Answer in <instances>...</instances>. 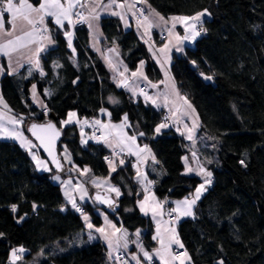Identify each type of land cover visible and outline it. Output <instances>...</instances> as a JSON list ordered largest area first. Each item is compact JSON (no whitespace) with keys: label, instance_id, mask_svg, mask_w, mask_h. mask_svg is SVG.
<instances>
[{"label":"trees","instance_id":"obj_1","mask_svg":"<svg viewBox=\"0 0 264 264\" xmlns=\"http://www.w3.org/2000/svg\"><path fill=\"white\" fill-rule=\"evenodd\" d=\"M145 2L164 17L192 16L205 9L210 14L204 21L205 36L195 46L176 53L171 66L179 91L199 117L193 147L213 176L194 216L179 222L180 239L193 264H264V0ZM102 29L105 44L117 46L131 70L144 62L150 79H162L140 33L126 30L116 17L103 18ZM75 31L76 53L69 49L63 32L52 28L56 45L43 54V75L27 78L23 69L15 75L7 72L2 78L6 107L24 121L26 134L34 139L32 124L55 121L63 130L61 157L66 150L70 161L62 158L59 169L40 172L27 150L15 141L0 140V264H117L100 239L89 240L83 214H65L61 209V184L53 176L73 177L72 168L77 167L91 169L97 178L109 177L122 194L110 198L111 206L100 207L131 235L139 232V241L148 250L158 246L155 225L139 208L145 191L137 178L136 159L121 154L111 171L108 160L114 154L99 139L83 144L79 124L63 127L55 117L65 107L81 120L102 117V109L115 123L127 115L132 133L149 146L160 163L149 171L159 199L173 188L193 182L184 164V157L193 149L191 143L174 126L157 135L156 128L169 123L167 111L118 86L91 49L87 24L76 25ZM55 65H59L57 70ZM32 84H36L46 111L33 101ZM48 90L52 92L49 96ZM230 160L239 162V175L229 170ZM157 169H164L166 176L159 180ZM250 170L253 176H249ZM97 210L95 205L85 213L100 227L103 219ZM21 247L25 251L19 253V261L11 262L13 249Z\"/></svg>","mask_w":264,"mask_h":264},{"label":"crops","instance_id":"obj_2","mask_svg":"<svg viewBox=\"0 0 264 264\" xmlns=\"http://www.w3.org/2000/svg\"><path fill=\"white\" fill-rule=\"evenodd\" d=\"M29 2L32 3L34 6L38 7L41 0H37L36 2H34L33 0H29ZM83 2L87 6L84 8L77 7L76 9L73 10V13H74L72 16L73 23H71V24H69L67 21H65L64 26L60 27V26L55 24L54 18L47 17L45 19V26L48 29L47 35L51 36L54 43L47 44V41H44V44L46 46L44 47L43 51H41L39 53V56H38L39 63H40L39 69H37L35 67V63L33 62L37 58L34 55V53L36 52V49L40 46L39 42L33 43V44L29 45L27 48L20 49L19 52L14 53L12 56V60H11V66H9L8 58L3 56V55H0V123H2L5 127L9 128V130L15 129V130L21 132L24 137H26L29 141L32 142L33 147L31 149V151H29L27 148L22 146V144L20 143L19 140L15 139L13 137H10V136L0 135V140H9V141L17 142L22 148H24L25 150H27L29 152L32 161L34 162V164L36 165L37 169L40 172L51 173L54 171V168L49 163V161L45 158V156L42 155V153L40 152V150L38 148L37 143L35 142V140L26 134V132L24 130V121L21 120L19 117L13 115L11 113V111L9 109H7V107H5L6 104L4 102V98H3V94H2V78L5 74H7V72L11 75H13V74L15 75V74H18L19 72H21V70H23V69H26L27 78H33L37 74L43 75L44 74L43 59H42L43 54L45 52H47L50 48L55 47V45H56L55 35L52 33L53 27L58 28V30L62 31L63 34L65 32H69V31L73 33L72 41H71L72 46L69 47V49L72 52L76 53V49H75V41H76L75 40V37H76L75 32L76 31H75V29H76V25H78L79 22L75 18V12L80 11L85 16H87L89 11L91 10V8L95 7V0H83ZM132 2H133V0H116V4L112 5L110 8H105L103 5L109 4L110 0H102L101 6L96 8L97 13L99 14L98 18L97 19H90V20L86 21V24L89 28V34H90V46H91V49L93 50V52H95L104 61V63L106 64V66L108 67L109 71L112 74L113 81L118 86H123L120 83V81L126 80L127 86H123V87H126L133 94V96L142 98L145 101H148L149 103H151L153 106L158 107V108H164L167 111L168 117L171 118V123L164 122L163 124H167V127L161 128L160 132L157 133V135L162 134V132L165 131L166 128L174 126L176 131L179 134L183 135L185 137V139L191 143V146L193 149L191 150L190 154L185 156V157H187V162H185V159H184V164H185L186 174L193 178L192 184L187 185V186L175 187L168 193V195L164 199H159V197L155 194V191H154L155 181L152 180L150 175H149V171H151L153 169L155 170L156 167L160 164L157 157L154 155V153L151 151V153L155 156V160H153L151 158V156H148L147 160L142 162L141 157L146 156L147 155L146 153H142L141 157H138L134 153H130L127 150V148H125L124 151L120 152V148L118 146L119 141L116 137V133L120 132L121 130L120 129H112V128H109L111 130H106L105 128H103L101 126V125H119L123 122V120L119 123L112 122L109 118V114L105 111V113H103L102 117H97V118H93L90 120L86 119L88 121V123H81L82 121H85V120H81L80 117L78 116V114L75 111L71 110L69 107H65V109L63 111H61L60 113L56 114L55 117L60 119L62 122V121H66L69 119L68 113H70V112L76 113V117L71 122H69L67 124L62 123V125H63V127H66L69 124L76 123V124L80 125L81 131H82V128H85L89 132V134L87 136H85L84 138L81 135V140H82L83 144H86L87 142L92 141L93 139L97 140V138L94 134L95 130L97 129L98 132L100 133L99 140L114 154L113 158L108 160V166L111 169V171H112L113 167L116 168L118 157H120L121 154H127L130 157H134L136 159V168L137 169L139 168V170L142 173L146 174V177H147V179L144 180L143 182H141V179H139L142 186H143V189L145 191V196L143 197V199L141 201L145 200V197L147 196L149 198V200H148L149 204L152 203L153 197L155 198L156 201L163 202L162 211H163L164 215L162 217L161 216L154 217L151 212H148L147 214H145V212L142 211L146 216H148L153 221V223L155 225V229H156L155 237L157 236V220H159L160 221L161 235H163L165 238H167V236L171 234L167 230H169L171 228H175V232L178 235L180 242L182 243L180 236H179L178 224L180 221H182L186 218H192L194 216V212H195L197 203L199 202L201 197L207 192L208 188L212 184L213 176H211V183L205 185L206 190L202 192L200 198L196 201V204L192 206L193 215L192 216L180 215L177 218L178 214L174 213V214H176V219H171V217L168 215V213L171 209H174L177 207L176 202L177 201H183L186 197L191 199L194 196L196 189L201 184H203L205 179H206V177L204 175L200 174V171H199V169L201 167L206 169L205 164L201 160V155L198 152V150L195 147H193L195 145V142L198 139V129L200 126V121H199V117H198L197 112L192 111V109H194L192 104L190 103L192 107L189 108L187 106V104H185L184 100L182 99V97H185V96L182 95L181 92L179 91V89L177 87V83L175 81V78H174L172 72L169 74L167 79H165V80L161 79V80L157 81L156 83H152L150 86H148V84H150V82H149L150 78L148 77L147 73L145 72V69L143 67L144 64L139 63V66L136 69L131 70L129 68V66L126 64L123 56L121 55L120 49L115 45L105 44L106 37H105V34L103 32V29H102V20L105 17H116V18L120 19L122 24H123V27L126 30L134 29L135 31L140 33L143 38H145L147 35H149L150 37H153L154 33L157 34L159 32L164 33V34H166L167 37H169L168 28L171 26V24L169 23L168 25H165V24L161 23L158 20V18L151 15V12L153 9L146 2H139V0H137L136 8L132 9L131 11H128L127 8L121 9L117 6L121 3L127 5V4L132 3ZM14 3H18V0H14ZM3 6H4V0H0V9H3ZM138 6L145 7L146 13L144 15H148L150 21L152 22L153 26L147 32L145 31V27H142L141 25H139L137 23V20L142 19V17L139 16V14H137V15L132 14L133 12L138 13V11H137ZM155 12H157V11H155ZM116 13H122V15H117ZM11 19H12L11 14L5 12L3 15L5 30H8V31L12 30L11 24L9 23V21ZM165 19H167V18L165 17ZM89 23H91V25H92L91 27H89ZM181 26L182 25L177 24L176 28L174 29V33H178L181 37H183L185 35V33H183ZM21 28H23L25 31L29 30V26L26 24V22H24L20 19H17L16 20V31H15L14 35H20L21 34L20 29ZM65 38L68 42V38L66 36H65ZM195 41H196V39L194 40V42ZM183 42L186 44L188 41H183ZM111 49H114V51H110ZM176 53L177 52H174L172 49H171V51H169L167 53V56H168L167 63L169 64L170 67L172 66L173 57ZM180 53H182V52H180ZM29 57H31L32 59L30 60ZM58 68H59V65H55V69L57 70ZM138 69L143 73V76L139 75V73H137L136 76L132 75V73H136ZM121 73H123V76L120 75ZM145 77H146V79H145ZM161 81H165V83H161ZM33 85H35V94H33ZM152 85H157V87H152ZM143 86L147 87L146 92L141 91L142 90L141 88ZM165 86L168 87V89ZM169 90H171V91H169ZM30 92H31V97H32L33 101L36 103V105H38L39 107L46 110V104H45L43 98L41 97V95L39 94V91L37 89L36 84H32ZM51 93L52 92L50 90H48L46 92V95L49 96V95H51ZM144 93H147V95L149 97H152V99L155 100L156 103L154 104V103H152V100L146 99ZM187 101L190 102L188 99H187ZM12 117H15L16 119L21 120L22 122L19 124H10L9 118H12ZM95 120L101 121V125L94 124ZM77 121H81V122H77ZM194 122H195V126H194ZM178 125L180 127L181 126L182 127H189V129H192V132H191L192 139L188 138V136H189L188 131L187 132H183V131L180 132L177 129ZM107 132H110L111 135L107 136V141H106L105 135ZM122 132L126 133L127 136H133L134 135L131 131V127L129 125L128 120H127V126L123 128ZM110 144L112 146H110ZM136 144L139 145L141 148L144 146L143 144H141L139 142L138 136H136ZM64 152L65 151H62L61 159L63 158L64 162L65 161L69 162L70 156H68V154H66L67 156L63 155ZM117 152H119V155L116 154ZM37 159L45 162L46 167L38 166L36 163ZM110 161H111V166L109 163ZM84 169L85 168L81 169L78 167L72 168V173L74 174V176L71 178H74L75 180H78V181L82 180L87 185V187L90 188V190L88 189L89 192L85 196V199L87 200L86 202H88L87 203L88 205L85 206V205L80 204V205H77V207H75V208L74 207H68L69 208L68 211L69 212H77L79 210V208H81V207H85L87 209H90L92 206H95V205L99 208V210H97V213L103 219V224L100 227L94 226V224L92 222V217L89 213H81V214H83V218L85 215L89 218L87 221L85 220L86 226L88 223H91L94 226L92 229H89L87 227L88 232L96 237V239H93V241H97L100 239L107 246L108 254L111 253L110 258L113 261H115L117 264H145L144 262L147 263V261L148 262L156 261V262H159L160 264H164V262L162 260H160V258L155 254V251H154L155 249H158L160 247L159 241L157 239H155V241H157L158 246L151 251L148 250L139 241V237H138L139 235H137V233L131 235V233L127 229H125L121 223L111 219L110 216L100 207L101 206L100 204H103V205H109V204L102 203L100 200L96 199V197L98 195L104 199H110L111 197L114 199H118L122 194L121 191L119 190L120 191L119 196H117L115 192L110 191L111 187L117 188L116 186H113L111 184L110 179H109L110 185L108 184L107 180H105V181H107V184H100L99 187H97L96 185H92L91 182L93 180L100 181V179H102V178L94 177L91 174V169L88 173L82 174ZM188 169H192V171H189ZM156 176L160 180L166 176V171L164 169H162V170L157 169V175ZM55 177H59L60 181H61V179H63V180L65 179L64 182L57 181V183L60 182V184H62V185L67 181L66 179H68V177L64 178L59 173H55V175L53 176V179ZM147 181H152V183L150 185H148ZM146 187H147V190H145ZM84 189H86V188H84ZM100 190L102 191V193H100L101 192ZM93 194H95V195H93ZM62 196H63V193L61 194V198H60V202H61L60 206L64 205V201H65V199L62 198ZM139 208H140V201H139ZM105 217H107V221H108L107 223L105 221ZM165 221H168V223H165ZM111 225H115V227L117 229H121V232L113 234L114 229L111 227ZM96 228H104L105 229L106 234L113 241V247H109L108 242L104 239L103 234L97 233L95 231ZM124 232L127 233L126 237L123 236ZM117 239L120 240L121 246H116L115 242ZM125 240L127 242L126 248L122 246L123 243L125 242ZM133 248H136V249L134 250ZM184 250H185V247L183 249H181L177 245H173L172 249H171L173 254H177L178 252L182 253ZM145 251L149 252L152 255L153 258L151 260H148L147 257L144 256L143 253ZM18 256L20 259L19 253H18ZM19 259H16L14 261L12 253H11V262L16 263L19 261ZM176 264H178V262H176ZM185 264H193L192 259L190 261H186Z\"/></svg>","mask_w":264,"mask_h":264},{"label":"snow or ice","instance_id":"obj_3","mask_svg":"<svg viewBox=\"0 0 264 264\" xmlns=\"http://www.w3.org/2000/svg\"><path fill=\"white\" fill-rule=\"evenodd\" d=\"M139 2H145V0H139ZM102 3V0H95V7H92L91 10L89 11L88 15L85 16L82 12H77L75 13L81 21H87L90 19H97L98 18V13L96 11L97 7H100ZM116 4V0H110V3L107 5H103L105 8H110L112 5ZM137 0H133L132 3H129L127 5L121 3L117 5L121 9L127 8L128 11H131L132 9L136 8ZM87 5L83 2V0H41L39 3L38 7L34 6L32 3L29 2V0H18V3H14V0H4V6L3 9H0V55H3L8 58L9 61V66H11V60L12 56L14 53L19 52L20 49L27 48L29 45L33 43L39 42L40 46L36 49V52L34 55L37 57L33 62L35 63V67L37 69L40 68V63H39V53L43 51L44 47L46 46L44 44V41H47V44H52L54 41L52 40L50 35H47L48 29L45 26V19L47 17H52L54 18V22L56 25L63 27L65 24V21H67L69 24L73 23L72 21V16H73V10L76 9L77 7L84 8ZM10 13L12 19L9 21L11 24V31L5 30L4 28V21H3V15L4 13ZM117 15H122V13H116ZM133 15L139 14V16L142 17V19H138L137 23L141 25L142 27H145V31L147 32L150 30V28L153 26L152 22L149 19L148 15H144V9H139L138 13L133 12ZM151 15L154 17L158 18V20L165 24L168 25L169 23L171 26L168 28L169 32V42L168 44H165L164 47L160 48L159 51L161 53L165 54V59H168L167 53L171 51L170 45L172 44V38L176 40L177 43H181L183 41H194L196 37L200 36L202 32H205L206 29L202 27V17L205 15H210L207 13V9H205L202 12H197L192 16H171L167 19L165 17L161 16L158 12H155V10H152ZM20 19L29 26V30L25 31L23 28L20 29L21 34L20 35H14L16 31V20ZM177 24H180L183 26L185 35L181 37L178 33H174V29L176 28ZM91 23H89V27H91ZM64 35L68 38V45L69 47L72 46L71 41H72V32H65ZM178 51H181L182 49H177ZM110 51H114V49H111ZM31 60L32 58L29 57ZM195 64V61L192 62ZM163 67V65H162ZM137 73L139 75L143 76V73L138 69L136 73H132L133 76H136ZM123 76V73L120 74ZM167 76L168 74L165 73ZM146 79V77H145ZM207 79H211V77H207ZM120 83L123 86H127V81L122 80ZM161 83H165V81H161ZM152 87H157V85H152ZM143 91V90H141ZM33 94H35V85H33ZM146 99L152 100V103H156L155 100L152 99V97H149L147 93H144ZM113 103L116 101L113 100V98H109ZM184 100L185 104L189 108H191L190 102L187 101L186 97H182ZM6 107V105H5ZM106 111L104 109L101 110ZM194 112L195 110L192 109ZM110 115V114H109ZM69 119L66 121H62V123L67 124L71 122L75 117L76 113L70 112L68 113ZM21 120L16 119L15 117L9 118V123L10 124H19L21 123ZM81 122V121H77ZM81 123H88L87 120L82 121ZM94 124L96 125H101V121L95 120ZM105 129H120L121 131L116 133V137L119 141V148L120 152L124 151L125 148L130 153H134L136 156L141 157L142 153H146V156L141 157L142 162L147 160L148 156H151L153 160H155V156L151 153V149H149L148 145H144L142 148L136 144V136H127L126 133H123L122 130L124 127L127 126V115L124 116L123 122L119 125H101ZM195 126V122H194ZM167 127V124H161L156 128V132L159 133L161 128ZM31 132L34 136L37 137V139L40 140L41 144H44V146L48 149L49 155H52L53 157V162L56 164V166L59 168L61 167L59 160L56 159L55 155L52 152V147L51 145L54 144V141L56 138L59 136V131L56 130V127L52 123H47V124H32L31 125ZM189 132V139H192L191 132L192 129H188ZM42 133L47 134V139L45 135H42ZM0 135L2 136H10L13 137L17 140L20 141L22 146L27 148L29 151H31L33 145L32 142L29 141L26 137L23 136V134L15 129L9 130V128L5 127L2 123H0ZM111 135L110 132H107L105 135V140L107 141V136ZM139 135L143 136L144 133H140ZM110 146H112L110 144ZM119 155V152L116 153ZM185 162H187V157L184 158ZM36 163L38 166L41 167H46L45 162L37 159ZM111 166V161L109 162ZM121 164L124 163L123 160L120 161ZM240 163L242 165L245 164L244 160H241ZM246 166V165H245ZM189 171H192V169H188ZM90 171V169L85 168L83 170L82 174H86ZM112 171H115V168H112ZM200 174L204 175L206 177L205 181L203 184H201L197 189L194 194V196L190 199L186 197L183 201H177L176 205L177 207L174 209H171L168 213V215L171 217L173 213H177L178 216L183 215V216H192L193 211H192V206L196 204V201L200 198L201 194L203 191L206 190L205 185L211 183V176L212 173L208 172L204 168L199 169ZM137 178L141 179V182L147 179L146 174L142 173L139 168L137 169ZM59 179V177H57ZM93 184H96L97 187L100 186V183H106V181H101L98 183L96 180L92 181ZM152 181H147V184L150 185ZM77 190H79L82 194L80 195V199L83 200L84 197L87 195V190L83 188L82 185H77ZM147 190V187L146 189ZM110 191H113L116 193L117 196L120 195V191L118 188L111 187ZM70 202L72 203V206L75 208L77 207L76 204V199L71 195V193L67 192L65 193ZM97 200H100L102 203L109 204L111 206L114 202L110 199H104L100 197L99 195L96 197ZM149 198L146 196L145 200L140 201V209L141 211H144L145 214L148 212H151L154 217L156 216H163L164 213L162 211V204L163 202L156 201L155 198H152V203H148ZM16 205L12 206L13 211L16 210ZM35 207V205L33 206ZM84 219L87 221L89 218L85 215ZM106 223L107 217H105ZM165 223H168V221H165ZM87 227L89 229H92L94 226L91 223L87 224ZM111 227L114 229V233L121 232V229H117L115 225H111ZM95 231L97 233H101L104 236V239L108 242L109 247H113V241L109 238V236L106 234L104 228H96ZM171 234L165 238L163 235H161L160 231V221L157 220V236L154 237V239H157L159 241L160 247L158 249H155V254L164 262V264H185L186 261H190L191 257L188 255L187 250L185 249L182 253L178 254H173L171 249L173 245H177L179 248L183 249L184 245L180 242L178 235L175 232V228H171L167 230ZM2 235V234H0ZM137 235H139V232H137ZM123 236L126 237L127 233L124 232ZM89 240L96 239L95 236H93L91 233L88 234ZM116 246H121L120 245V240L117 239L115 242ZM123 247H127V242H125L122 245ZM25 249L22 247L19 249H13L12 251V256L13 260L15 261L16 259H19L18 253L24 252ZM144 256L147 257L148 260H151L153 257L152 255L145 251ZM111 256V253H109ZM135 258V257H134ZM222 264V262H221Z\"/></svg>","mask_w":264,"mask_h":264},{"label":"rangeland","instance_id":"obj_4","mask_svg":"<svg viewBox=\"0 0 264 264\" xmlns=\"http://www.w3.org/2000/svg\"><path fill=\"white\" fill-rule=\"evenodd\" d=\"M141 6H138L137 7V11L139 10V8H140ZM142 8V7H141ZM146 12H144V14H145ZM166 18H169V17H166ZM209 19V15H205L204 17H202V25L205 27V25H204V21L206 22V20H208ZM79 24V23H78ZM181 29H182V31H183V33H185V31H184V28H183V26H181ZM206 29V28H205ZM205 33H206V31L204 32V35H205ZM158 34V38H155V36H156V34L154 33L153 34V37H150L149 35H147L145 38H143V40H144V42L146 43V45H147V48H148V52H149V54H150V56H151V58L153 59V61L154 62H156L157 63V66H158V68H159V70L161 71V74H162V79L163 80H165V79H167L168 78V76H169V74L171 73V67L169 66V64L167 63V60L165 59V54H163V53H161L160 51H159V49L160 48H162V47H164V45L165 44H168V42H169V39H170V37H167L166 36V34H164V33H157ZM204 35H203V32L201 33V35L200 36H198V37H196V42L198 41V39H201V37L203 36L204 37ZM168 38V39H167ZM167 40V41H166ZM166 41V42H165ZM196 42H194V41H188L186 44L184 43V42H181V43H177L176 42V40L174 39V37L172 38V44L170 45V47H171V49L174 51V52H177V53H180V52H184L185 51V49L187 48V47H191V46H195L196 45ZM177 49H182L181 51H178ZM142 64H144V62H141ZM162 65H163V67H162ZM139 66V65H138ZM137 66V67H138ZM144 67V69H145V65L143 66ZM145 72H146V70H145ZM165 73H167L168 75L166 76L165 75ZM149 82H150V84H148V86H150L152 83H156L157 81H155V80H150L149 79ZM166 87V86H165ZM167 89H168V87H166ZM142 89V88H141ZM166 89V90H167ZM143 90V89H142ZM169 91H171V90H169ZM146 92V91H145ZM160 103V102H159ZM46 111V110H45ZM169 123H171V118L170 117H168V120H167ZM177 129L181 132V131H183V132H187L188 131V129H189V127H180L179 125L177 126ZM106 130H111V129H106ZM81 134H82V136H83V138L85 137V136H87L88 134H89V132L85 129V128H82V131H81ZM93 139V138H92ZM65 152H64V154L63 155H66V154H68V156H69V153L66 151V150H64ZM67 156V155H66ZM228 168H229V170L234 174V175H239L240 173H241V167H240V165H239V162L238 161H236V160H230L229 161V163H228ZM249 173H250V175L249 176H253L254 174L251 172V170L250 171H248ZM83 176V175H82ZM62 178V177H61ZM71 181H70V180ZM65 180V179H64ZM64 180L63 179H61V181H60V179H57V177H55L54 178V182H56L57 183V181H60V182H64ZM67 181L62 185L61 184V193H63V196H62V198L63 199H65V201H64V205L61 207V209H62V211L66 214L67 212H68V207H73L72 206V203L70 202V200H69V198H68V196L65 194L66 193V191L67 192H69V193H71V195L73 196V197H75V199H76V204L77 205H85V206H87L88 204V202H86L87 200L85 199V197H84V199L83 200H81L80 199V195L82 194L79 190H77V185H82L83 186V188H86V190H87V193L89 192V190H90V188L89 187H87V185L82 181V180H80V181H78V180H75L74 178H71V177H68V179H66ZM105 180H107L108 181V184H109V177H107V178H102V179H100V181H97L98 183H100L101 181H105ZM107 181H106V183H100V184H107ZM60 182H58V183H60ZM91 184L92 185H96V184H93L92 182H91ZM110 185V184H109ZM85 186V187H84ZM108 186V185H107ZM89 189V190H88ZM93 195H95V194H93ZM175 215V219H176V214H174ZM171 219H174V218H172L171 217ZM178 254V253H177ZM109 258H110V255H109ZM111 259V258H110Z\"/></svg>","mask_w":264,"mask_h":264},{"label":"water","instance_id":"obj_5","mask_svg":"<svg viewBox=\"0 0 264 264\" xmlns=\"http://www.w3.org/2000/svg\"><path fill=\"white\" fill-rule=\"evenodd\" d=\"M47 123H49V122H46V123H35V124H47ZM50 123L54 124L55 127H56V130L59 131V136H58V138L55 139L54 144L51 145V147H52V152H53V154L55 155L56 159L59 160V163H60V165H61V153H60V149H59V148H60V145H61V143H62V141H63V130H62L61 127H59V126L57 125V123H56L55 121H51ZM31 134H32V132H31ZM32 135H33V134H32ZM42 135H45V136H46V139H47V134L42 133ZM33 137H34V139L36 140V142L38 143L39 148H40L42 154H43V155L45 156V158L49 161V163L53 166V168H54V169H59L60 167L58 168V167L56 166V164L53 162V157H52V155H49V151H48V149L44 146V144H41L40 140L37 139L36 136L33 135Z\"/></svg>","mask_w":264,"mask_h":264},{"label":"built area","instance_id":"obj_6","mask_svg":"<svg viewBox=\"0 0 264 264\" xmlns=\"http://www.w3.org/2000/svg\"><path fill=\"white\" fill-rule=\"evenodd\" d=\"M139 9H141V7H140ZM142 9H143V8H142ZM78 12H80V11H78ZM144 12H145V10H144ZM75 13H77V12H75ZM75 18L77 19V21L79 22L80 25H83V24L86 23V21H81V20L79 19V17H78L76 14H75ZM97 135H99V133H97ZM85 210H86L85 208H80V212H85ZM171 217L175 219V215H174V213L172 214ZM178 253H181V252H178Z\"/></svg>","mask_w":264,"mask_h":264},{"label":"bare ground","instance_id":"obj_7","mask_svg":"<svg viewBox=\"0 0 264 264\" xmlns=\"http://www.w3.org/2000/svg\"><path fill=\"white\" fill-rule=\"evenodd\" d=\"M145 11H146V9H145V7H142ZM202 27L205 29V27L202 25ZM203 35H204V32H203ZM205 36V35H204ZM142 89H143V91H147V87H145V86H143L142 87ZM97 133H99L98 131H96L95 132V136H96V138L97 139H99V137H100V133H99V135H97ZM81 208H85V207H81ZM86 210H87V208H85ZM86 210H85V212H86ZM79 213H85V212H80V208H79Z\"/></svg>","mask_w":264,"mask_h":264}]
</instances>
